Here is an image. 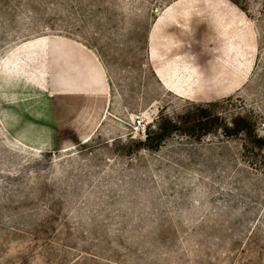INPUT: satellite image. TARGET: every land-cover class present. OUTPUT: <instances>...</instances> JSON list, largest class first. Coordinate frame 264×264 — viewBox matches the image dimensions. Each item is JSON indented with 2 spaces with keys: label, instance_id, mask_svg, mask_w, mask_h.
I'll use <instances>...</instances> for the list:
<instances>
[{
  "label": "rangeland",
  "instance_id": "rangeland-1",
  "mask_svg": "<svg viewBox=\"0 0 264 264\" xmlns=\"http://www.w3.org/2000/svg\"><path fill=\"white\" fill-rule=\"evenodd\" d=\"M209 102L264 139V0H0V264H264V145L136 147Z\"/></svg>",
  "mask_w": 264,
  "mask_h": 264
},
{
  "label": "trees",
  "instance_id": "trees-1",
  "mask_svg": "<svg viewBox=\"0 0 264 264\" xmlns=\"http://www.w3.org/2000/svg\"><path fill=\"white\" fill-rule=\"evenodd\" d=\"M212 102L199 105L195 111L178 115L175 118H161L154 129H147L143 140L136 142V147L156 149L161 141L174 132H180L195 138L220 130L225 136L242 135L248 143L262 147L264 139L255 131L253 123L246 117L234 114L225 120L212 109Z\"/></svg>",
  "mask_w": 264,
  "mask_h": 264
},
{
  "label": "built area",
  "instance_id": "built-area-1",
  "mask_svg": "<svg viewBox=\"0 0 264 264\" xmlns=\"http://www.w3.org/2000/svg\"><path fill=\"white\" fill-rule=\"evenodd\" d=\"M140 122H141V120H140V119H137V120H136V123H137V125H139V124H140Z\"/></svg>",
  "mask_w": 264,
  "mask_h": 264
}]
</instances>
